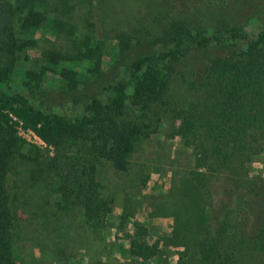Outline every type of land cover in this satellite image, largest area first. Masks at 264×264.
I'll list each match as a JSON object with an SVG mask.
<instances>
[{
	"label": "trees",
	"instance_id": "16d2710c",
	"mask_svg": "<svg viewBox=\"0 0 264 264\" xmlns=\"http://www.w3.org/2000/svg\"><path fill=\"white\" fill-rule=\"evenodd\" d=\"M48 1L0 0V264H15L13 233L23 207L11 201L7 177L11 173L19 175L18 165L26 173L25 185L33 187L46 181V186H55L60 195L59 209L81 207L86 220L94 223H101L110 214L112 202L102 195L94 160L106 159L116 170H125L135 142L145 131L150 132L151 126L117 119L124 112L129 87L133 108L147 110L157 121L166 114L177 119L172 135L193 145L197 152L195 166L205 168L189 173L208 197L197 264H242L241 256L244 264H264V219L252 224L255 214L262 212L263 197L243 167L264 147V15L250 31L227 28L230 23L223 20L217 30L206 32L189 21L206 18L210 4L216 0H184L181 8L170 0V9L155 17V27L141 26L117 34L122 49L128 48L133 39L140 45H161L138 55L102 96L91 98L81 111L59 113L37 107L24 93L2 88L14 76L18 54L35 45L33 38L18 37L16 27L30 35L37 30L53 35L77 30L75 23L50 18ZM93 1L86 0L90 5ZM223 2H229L224 7L233 13L237 0ZM61 4L60 10L69 12L76 3L62 0ZM91 26L94 24L85 20L78 38L80 46L73 52L54 46L39 48L35 66L41 72L26 71L24 76L39 75V80L40 74L55 70L69 80L70 86L77 85L76 71L59 68L58 64L81 59L90 60L94 66L101 62L102 45L93 37ZM232 41L238 47L227 55L209 54L211 45ZM196 47L199 50L194 52ZM178 74L193 99L186 105L172 106L170 86ZM17 127L34 131L54 153L27 143ZM81 141L89 143L91 161L80 155ZM233 158L239 159V166L232 165ZM215 175L232 202L231 210L224 205L217 214L212 209L209 188ZM128 217L124 216L123 222ZM147 236L146 227L137 225L130 236L131 256L148 259L159 253L158 243L148 242Z\"/></svg>",
	"mask_w": 264,
	"mask_h": 264
},
{
	"label": "rangeland",
	"instance_id": "374dc122",
	"mask_svg": "<svg viewBox=\"0 0 264 264\" xmlns=\"http://www.w3.org/2000/svg\"><path fill=\"white\" fill-rule=\"evenodd\" d=\"M61 1H48V15L58 21L75 23L77 30L71 28L67 33L57 35L51 31L42 34L43 31L37 30L30 35L16 27L18 37L33 38L35 45L18 54L14 76L2 88L8 92L24 93L37 107L47 112L75 113L81 111L91 98L102 96L106 87L117 80L138 55L161 45L152 46L147 42L140 45L133 39L128 48L122 49L117 34H127L141 26L155 27V17H161L166 9H170V0H94L93 5L86 0H69L76 3L69 12L60 10L63 9ZM172 1L177 2V8H181L182 2L186 3L184 0ZM216 1L210 4L206 18L189 21L194 28L213 32L224 20L230 23L227 28L235 26L250 31L256 28L264 15V0H237L233 13L224 7L229 2ZM85 20L94 24L91 26L93 37L101 42V62L94 66L90 60L81 59L58 64L59 68L69 67L76 71L77 85L70 86L69 80L61 78L55 70L40 74L39 80V75L24 76L26 71L41 72L35 66L39 48L54 46L75 51L80 46L78 38ZM236 45L233 41L222 42L208 47V52L212 56H224L236 49ZM197 50L199 47L193 49L194 52ZM189 53L186 52L187 55ZM188 77H191L190 73ZM126 93L124 112L117 119L150 124V132L145 131L135 142L125 170H116L106 159L94 160L102 195L112 202L110 214L101 223L87 221L81 207L59 209L57 201L60 195L55 192L53 184L46 186L45 181L33 187L25 185L26 173L22 172L20 165L17 166L19 175L11 173L7 177L11 201L23 207L13 233L15 264H197L200 261L198 241L202 237L200 229L208 197L189 173L193 169L205 171V168L195 166L197 152L193 145H187L183 138L172 135L178 123L172 114L163 115L157 121L147 110L132 107L131 87ZM192 99L191 91L179 74L174 75L169 92L171 105L183 106ZM154 127L156 130L152 132L150 129ZM17 130L27 143L42 147L50 155L54 153L53 148L31 129L17 127ZM88 144L81 141L80 155L91 161ZM249 159L243 164L246 177L254 181L255 189L263 197L262 212L253 217L252 224L257 225L264 219V147ZM232 165L239 166V159L233 158ZM209 188L215 214L224 205L232 209V202L222 190L220 178L213 176ZM128 214V219L123 222V217ZM137 225L148 230V242L158 243L156 256L142 259L129 254L130 236ZM240 261L244 264L242 256Z\"/></svg>",
	"mask_w": 264,
	"mask_h": 264
}]
</instances>
